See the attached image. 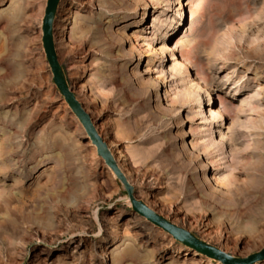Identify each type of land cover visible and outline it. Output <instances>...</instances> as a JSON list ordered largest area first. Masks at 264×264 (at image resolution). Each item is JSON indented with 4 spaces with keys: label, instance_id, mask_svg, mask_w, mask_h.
I'll return each mask as SVG.
<instances>
[{
    "label": "rangeland",
    "instance_id": "1",
    "mask_svg": "<svg viewBox=\"0 0 264 264\" xmlns=\"http://www.w3.org/2000/svg\"><path fill=\"white\" fill-rule=\"evenodd\" d=\"M47 2L0 0V264H222L133 211L53 82ZM54 39L135 197L262 251L264 0H61Z\"/></svg>",
    "mask_w": 264,
    "mask_h": 264
},
{
    "label": "water",
    "instance_id": "2",
    "mask_svg": "<svg viewBox=\"0 0 264 264\" xmlns=\"http://www.w3.org/2000/svg\"><path fill=\"white\" fill-rule=\"evenodd\" d=\"M60 2L61 0H48L43 20V47L53 73V82L60 94L64 97L73 114L79 119L92 143L96 146L98 155L104 159L108 167L115 173L118 184L127 192L133 211L156 227L170 234L181 244L189 246L199 254L219 261L222 264H252L258 260L264 259V249L247 258L234 257L221 248L199 238L191 231L174 224L150 208L144 201L135 197L133 186L119 168L107 143L94 126L90 114L74 94L68 83L65 70L60 63L54 39V25Z\"/></svg>",
    "mask_w": 264,
    "mask_h": 264
},
{
    "label": "bare ground",
    "instance_id": "3",
    "mask_svg": "<svg viewBox=\"0 0 264 264\" xmlns=\"http://www.w3.org/2000/svg\"><path fill=\"white\" fill-rule=\"evenodd\" d=\"M264 89V88H263ZM262 90V89H261ZM91 119H92V117H91ZM92 122H93V124H94V126L96 127V125H95V123H96V120L94 119H92ZM100 134V133H99ZM103 138V137H102ZM104 139V138H103ZM109 147V146H108ZM109 149H110V151H111V153H112V156L114 157V159H115V161L117 162L118 160H117V158H116V156H115V154H116V151L112 148V146H110L109 147ZM117 164H118V162H117ZM119 166V165H118ZM120 168V167H119ZM121 169V168H120ZM122 171V170H121ZM114 173V172H113ZM115 174V173H114ZM116 176V175H115ZM126 176V175H125ZM127 178V177H126ZM128 180V179H127ZM130 183V182H129ZM148 205V204H147ZM150 207V206H149ZM151 208V207H150ZM153 210H155L154 208H152ZM156 212H158L157 210H155ZM160 215H162V212H158ZM162 216H164L166 219H168V215H162ZM172 222V221H171ZM175 224V223H174ZM177 225V224H176ZM179 226V225H178ZM181 227V226H180ZM252 264H254V263H252ZM255 264H264V262H257V263H255Z\"/></svg>",
    "mask_w": 264,
    "mask_h": 264
}]
</instances>
